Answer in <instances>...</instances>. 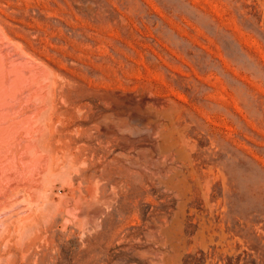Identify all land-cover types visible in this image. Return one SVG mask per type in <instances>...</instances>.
Segmentation results:
<instances>
[{
	"label": "rangeland",
	"instance_id": "rangeland-1",
	"mask_svg": "<svg viewBox=\"0 0 264 264\" xmlns=\"http://www.w3.org/2000/svg\"><path fill=\"white\" fill-rule=\"evenodd\" d=\"M0 1L53 70L0 264H264V0Z\"/></svg>",
	"mask_w": 264,
	"mask_h": 264
},
{
	"label": "bare ground",
	"instance_id": "bare-ground-1",
	"mask_svg": "<svg viewBox=\"0 0 264 264\" xmlns=\"http://www.w3.org/2000/svg\"><path fill=\"white\" fill-rule=\"evenodd\" d=\"M50 70L52 69L43 59L34 58L28 52L26 43L23 44L19 41V37L14 32V27L0 15V208L16 191L40 188L44 182V172L50 169L48 166L50 163L46 162L47 158L44 156L46 151H43L42 147L44 141L47 140L44 139L43 134V118L47 117L45 114L51 112L49 110L48 112L47 108H51L50 104L52 103L49 101L47 107V99L49 100L47 97L50 96L48 83L51 80L49 73L53 74V70L51 72ZM53 77L55 76L53 75ZM65 98L67 100L69 97ZM45 136L48 138V135ZM48 160L51 162V159ZM49 185L51 184L49 183ZM41 187L43 186L41 185ZM77 205L79 207V204ZM80 209L82 210V208ZM80 209H78V213ZM99 210L101 209H98L97 212ZM85 212L80 213L81 219ZM92 213L93 211H91V215ZM100 214L102 213L100 212ZM76 215L78 216V214ZM0 218L2 219L1 216Z\"/></svg>",
	"mask_w": 264,
	"mask_h": 264
}]
</instances>
